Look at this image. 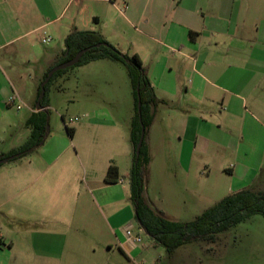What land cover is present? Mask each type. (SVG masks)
Wrapping results in <instances>:
<instances>
[{"label": "crops", "instance_id": "crops-1", "mask_svg": "<svg viewBox=\"0 0 264 264\" xmlns=\"http://www.w3.org/2000/svg\"><path fill=\"white\" fill-rule=\"evenodd\" d=\"M73 29L99 33L121 53L139 57L156 99L146 133L149 168L157 157L153 150L173 159L167 141H182L174 153L181 162L188 145L187 159L198 143L201 154L216 143L238 164L236 171L235 166L226 169L235 175L232 194L259 192L255 180L256 164L264 155V142H259L264 141V0H0V119L11 108L8 99L13 96L19 103L25 83L35 80L28 67L36 58L33 38L43 34L59 43L42 79L62 55ZM34 92L35 87L30 97ZM126 111H117L118 123L93 119L128 128L131 116ZM25 128L8 152L0 149V156L26 142L30 130ZM122 145L110 144L97 156L75 151L7 163L0 173L7 176L4 192L21 201L26 191L27 207L39 211L47 206V216L44 229H30L15 241L0 238V256L10 254L5 264H128L141 254L137 245L125 242L124 226L118 236L114 225L125 210L124 201H130L129 192L125 196L122 180L104 183L110 165L119 176L131 159L132 143Z\"/></svg>", "mask_w": 264, "mask_h": 264}, {"label": "rangeland", "instance_id": "rangeland-1", "mask_svg": "<svg viewBox=\"0 0 264 264\" xmlns=\"http://www.w3.org/2000/svg\"><path fill=\"white\" fill-rule=\"evenodd\" d=\"M42 38L43 34H37L33 38V53L36 58L28 65L34 72V82L25 83L24 97L18 103L20 109L6 107L0 119V149L5 152H8L10 144H16L25 131L31 110L35 108L36 90L42 83L41 72L45 69L46 61L58 52L59 43L55 39L48 44H42ZM149 64L150 61L147 65ZM106 74L110 76L108 80L100 77ZM34 87V96L30 97ZM46 101V139L39 150L30 154L32 159L43 154L58 156L74 154L75 151L87 157L97 156L104 153L110 144L119 145L121 148L123 142L131 143V123L128 128H112L107 123L93 119L106 122L112 118L118 123L120 116L117 111L123 109L130 113L131 121L134 118L131 85L125 67L119 62L102 60L87 68L69 69L47 87ZM67 129L73 130L72 137ZM144 142L146 146V134ZM259 142L261 144L264 141ZM198 144V149L189 159L187 156L190 155L191 146L188 145V153L184 151L181 162L180 156L174 153L176 146L178 151L180 150L182 141H167V148L173 159L166 160L153 150L157 157L152 161L150 168L146 167V202L154 213L161 214L169 221L188 224L235 190V175L230 176L226 171L234 166V171L238 169L231 153L215 143L209 145L205 154H201L197 151L202 148L200 143ZM186 149L187 147H184V150ZM131 163L132 155L129 161L126 159L122 169L125 171H120L118 177L119 181H123L121 187L125 196L129 192L126 171ZM8 165L0 166V173L7 169ZM256 166L259 169L255 180L256 190L264 192V155ZM5 173L4 171L0 174V238L15 241L16 236L26 235L30 229L45 228L42 220L47 216V206L36 211L27 207L26 191L21 196V201L13 199L9 192H4V180L7 178ZM87 178L89 180L88 175ZM124 203L125 210L114 220L118 236L122 232L118 229L122 226L136 223L131 202L125 200ZM132 233L138 234L136 224ZM139 236L141 243L136 244V247L141 254L131 258L128 264H264V218L258 215L218 234L214 243L198 240L182 245L170 254L164 246L155 244L145 232L139 233ZM9 255L0 256V264L10 261Z\"/></svg>", "mask_w": 264, "mask_h": 264}, {"label": "trees", "instance_id": "trees-1", "mask_svg": "<svg viewBox=\"0 0 264 264\" xmlns=\"http://www.w3.org/2000/svg\"><path fill=\"white\" fill-rule=\"evenodd\" d=\"M191 35L192 33H190V37ZM83 49L88 50L71 68L81 67L99 60H110L121 63L126 69L134 101V118L131 121L130 130L133 154L128 174L130 202L133 206L135 222L155 244L164 246L170 254L176 248L198 240L214 243L218 234L228 231L253 216L258 215L264 218V192H255L249 189L223 198L188 224L169 221L161 214L154 213L147 204L144 193L145 171L149 164L144 140L139 154H135L141 127H144L146 134V129L153 121V109L156 106L155 96L139 57L136 54L128 56L121 53L99 33L73 29L64 40L62 55L47 69L42 81L52 68L71 60ZM69 69L56 72L50 78L45 85V95L40 100L39 106H37L40 92L38 89L35 103L37 112L32 113L26 122V127L30 130L26 142L19 148L1 156L2 158L12 157L10 162L16 161L30 155L44 144L48 122L46 90L56 78L65 74ZM138 102H140V115L137 110ZM67 132L72 137L73 130L67 129ZM118 177V169L110 165L106 171L104 183L107 185L116 184Z\"/></svg>", "mask_w": 264, "mask_h": 264}, {"label": "water", "instance_id": "water-1", "mask_svg": "<svg viewBox=\"0 0 264 264\" xmlns=\"http://www.w3.org/2000/svg\"><path fill=\"white\" fill-rule=\"evenodd\" d=\"M88 49H83L81 51H79L71 60L69 61H66L64 63H61L57 66H55L54 68H52L48 73H47V76L45 77V79L42 81V83L40 84V87H39V97H38V102H37V106H39V102L40 100L44 97L45 95V85L49 82L50 78L56 73V72H59V71H63V70H66V69H69L73 66H75L79 59L81 58V56L87 51ZM137 110H138V113L140 115V102H138V105H137ZM47 131V129H46ZM144 134H145V130H144V127H141V132H140V137H139V140L137 142V145L135 147V154L138 155L139 152H140V148L142 146V143H143V140H144ZM13 158L12 157H7V158H2L0 156V166L4 165V164H7L9 163Z\"/></svg>", "mask_w": 264, "mask_h": 264}, {"label": "built area", "instance_id": "built-area-1", "mask_svg": "<svg viewBox=\"0 0 264 264\" xmlns=\"http://www.w3.org/2000/svg\"><path fill=\"white\" fill-rule=\"evenodd\" d=\"M50 42V38H44L42 40V43L43 44H48ZM16 99L11 96L9 99H8V104L11 106V107H14L16 110H19L20 109V106L18 105V103L16 104ZM70 123H73V122H70ZM137 225V223H135ZM133 223H128L127 225H125L123 227V235H124V239H125V242L130 244V245H136V244H139L141 243V238L139 236V233H144V231L142 229L139 228V226L137 225L138 227V234L137 235H133L132 233V229H133V226L135 225Z\"/></svg>", "mask_w": 264, "mask_h": 264}]
</instances>
